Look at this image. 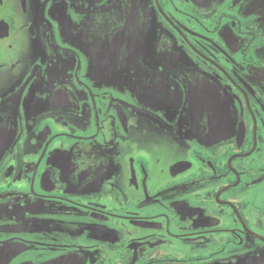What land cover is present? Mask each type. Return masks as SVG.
Here are the masks:
<instances>
[{"label":"flooded vegetation","instance_id":"1","mask_svg":"<svg viewBox=\"0 0 264 264\" xmlns=\"http://www.w3.org/2000/svg\"><path fill=\"white\" fill-rule=\"evenodd\" d=\"M264 264V0H0V264Z\"/></svg>","mask_w":264,"mask_h":264},{"label":"rangeland","instance_id":"2","mask_svg":"<svg viewBox=\"0 0 264 264\" xmlns=\"http://www.w3.org/2000/svg\"><path fill=\"white\" fill-rule=\"evenodd\" d=\"M204 264V263H203Z\"/></svg>","mask_w":264,"mask_h":264}]
</instances>
